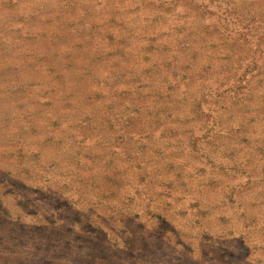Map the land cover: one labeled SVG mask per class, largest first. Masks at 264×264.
Listing matches in <instances>:
<instances>
[{"label": "rangeland", "instance_id": "rangeland-1", "mask_svg": "<svg viewBox=\"0 0 264 264\" xmlns=\"http://www.w3.org/2000/svg\"><path fill=\"white\" fill-rule=\"evenodd\" d=\"M0 264H264V0H0Z\"/></svg>", "mask_w": 264, "mask_h": 264}]
</instances>
